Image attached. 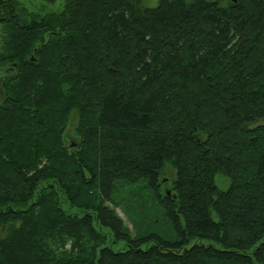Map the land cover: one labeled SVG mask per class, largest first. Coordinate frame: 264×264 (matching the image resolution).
Instances as JSON below:
<instances>
[{"label":"trees","instance_id":"16d2710c","mask_svg":"<svg viewBox=\"0 0 264 264\" xmlns=\"http://www.w3.org/2000/svg\"><path fill=\"white\" fill-rule=\"evenodd\" d=\"M0 33V264H264V0H0ZM131 183L175 240L130 235Z\"/></svg>","mask_w":264,"mask_h":264},{"label":"rangeland","instance_id":"374dc122","mask_svg":"<svg viewBox=\"0 0 264 264\" xmlns=\"http://www.w3.org/2000/svg\"><path fill=\"white\" fill-rule=\"evenodd\" d=\"M17 1L19 6L23 7L27 12L37 14L57 12L63 8L65 3V0H57L52 3L44 0ZM159 1L160 0H143V4L147 7H154ZM221 3H225V0H221ZM1 96L2 91L0 89V98ZM70 117L63 132V134L68 136L67 140H73V138L76 137L74 133L76 114L72 112ZM161 177L165 180L174 177V171L170 165L165 166L161 173ZM214 181L220 190H225L229 185V179L219 173L214 176ZM169 186L170 184H164L162 190L165 191ZM143 190H145V192ZM150 192V189H145L144 183H131V186L128 184L118 185L114 192L115 204L109 202L108 205L112 207L115 213L123 220L131 236H142L154 233L169 240H175L177 236H179L175 228L176 222L165 213V208L159 204L157 199L153 198L152 200L149 195ZM213 218H215L214 213ZM179 221L183 226L184 220L182 216H180ZM193 242H195V240L191 239L187 246Z\"/></svg>","mask_w":264,"mask_h":264},{"label":"water","instance_id":"95a60500","mask_svg":"<svg viewBox=\"0 0 264 264\" xmlns=\"http://www.w3.org/2000/svg\"><path fill=\"white\" fill-rule=\"evenodd\" d=\"M14 65H15V63H14ZM71 145H75L74 143H71Z\"/></svg>","mask_w":264,"mask_h":264}]
</instances>
